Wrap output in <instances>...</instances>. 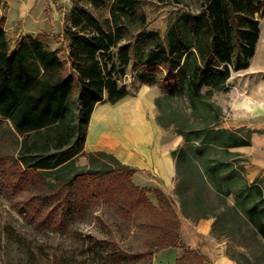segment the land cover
<instances>
[{"label":"trees","instance_id":"trees-1","mask_svg":"<svg viewBox=\"0 0 264 264\" xmlns=\"http://www.w3.org/2000/svg\"><path fill=\"white\" fill-rule=\"evenodd\" d=\"M73 1L64 18L67 64L43 36L11 50L0 13V141L12 148L0 157V187L10 203L22 196L11 205L27 223L66 235L71 246L44 256L41 244L6 224L4 264H151V251L129 255L111 237L77 226L99 201H113L128 220L140 212L167 216L174 231L160 248L192 252L178 242V216L160 189L155 207L132 182L131 168L103 151L87 154L86 166L74 163L95 107L128 96L105 61L115 48L120 66L133 63L140 83L165 92L154 100L156 122L183 139L172 152L180 215L211 219V235L228 241L226 255L236 264H264V188L247 180L246 158L234 151L250 144L251 132L223 128L212 99L255 55L264 0H154L185 9L169 18L164 37L147 30L141 0Z\"/></svg>","mask_w":264,"mask_h":264},{"label":"rangeland","instance_id":"rangeland-1","mask_svg":"<svg viewBox=\"0 0 264 264\" xmlns=\"http://www.w3.org/2000/svg\"><path fill=\"white\" fill-rule=\"evenodd\" d=\"M141 1L143 6L142 9L147 18V30L157 31L161 37L165 35L169 18L179 13V11L185 10L179 7V5H175L171 2L160 4L154 0ZM0 2V13L5 19L4 29L11 50H13L16 44L23 38L43 36L51 48L58 53L59 58L67 64L68 40L64 35V18L75 6L73 0H0ZM258 19L261 35L259 55L264 56V13L259 15ZM117 51V48L113 49L110 55L105 58V61L109 69L112 66L115 67L116 74L114 75V80L120 89L126 90L130 96L144 95L153 102L156 98H161L165 94L163 90L156 86L140 83L135 77L133 63L127 66H120ZM261 56H257V62H262L263 58ZM103 104L107 103L104 102ZM149 115L150 117L155 116L156 119L158 115L157 109L155 108L152 114ZM149 115H147V119ZM2 125L5 126V121H2ZM163 133L166 140L173 145L176 144V149L181 145L183 139H180L173 128L163 129ZM177 140L179 143H176ZM103 142L105 144L110 143V141L105 138ZM7 145L9 144L0 141V157L12 151V148H8ZM103 152L112 154L118 159L116 155L109 151L104 150ZM85 158L87 160V155H85ZM101 162L109 163L110 160L103 158ZM1 168L2 164H0V169ZM112 168L114 169L117 167L112 166ZM130 168L134 185L143 189L152 205L158 207V201L153 192L155 189L154 186L160 185L156 177H153L151 173L139 171L132 167ZM174 187L175 181L172 189L168 190L166 187L161 191L171 201L172 208L179 219V203L177 197L174 195ZM82 193L83 190L81 188L76 192L77 195H82ZM5 194V189L0 187V264H4L2 229L6 224H10L17 231L24 233L30 240H34V242L36 241L38 244H41L44 256L55 252L57 254H62L69 251V247H71L70 239L66 235L36 230L24 220V210L21 207L15 208L11 205L15 201H20L22 196L18 193L13 195L12 203H10L6 199ZM72 194H75V192H72ZM229 202L231 203V200H229ZM84 215L85 219L77 222V226H79L83 233L94 231L100 237H111L120 247H123L129 255L144 249L149 250L152 252L151 264L153 255L159 250L164 249L160 248L161 244H163L174 231L167 216H160L159 214L150 215L145 212H140L134 215L131 220L125 219L123 214L116 209L113 201L95 202L87 207ZM179 227L177 230L178 237ZM218 240L220 243L225 244L226 252L229 246L228 241L226 239ZM179 250L180 255L177 259L179 264L209 263L208 258L200 254L199 251L191 250V253L185 254L184 250ZM193 252H197L198 256L194 255ZM74 254L77 255L78 252Z\"/></svg>","mask_w":264,"mask_h":264},{"label":"crops","instance_id":"crops-1","mask_svg":"<svg viewBox=\"0 0 264 264\" xmlns=\"http://www.w3.org/2000/svg\"><path fill=\"white\" fill-rule=\"evenodd\" d=\"M260 42L261 35L248 68L232 73L226 89L214 93L212 99L223 111V128L251 132L250 144L234 151L246 158L247 180L264 188V56L259 55ZM257 56L262 62H257ZM103 103L91 115L85 146L75 165L86 166L85 155L105 150L123 164L155 176L160 184L155 188L172 189L176 175L172 152L177 146L164 138L155 116L150 117L154 102L144 95H128L115 105ZM104 138L110 143L105 144ZM179 222V242L186 248L205 255L208 264H236L226 255L225 244L211 235V219L193 223L179 215ZM179 255L177 248H164L153 255L152 264H176Z\"/></svg>","mask_w":264,"mask_h":264}]
</instances>
